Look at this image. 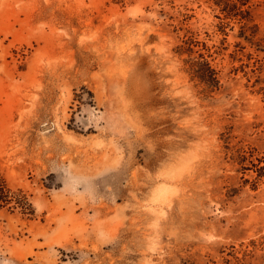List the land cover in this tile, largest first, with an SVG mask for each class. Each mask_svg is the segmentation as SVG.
<instances>
[{"label":"rangeland","instance_id":"1","mask_svg":"<svg viewBox=\"0 0 264 264\" xmlns=\"http://www.w3.org/2000/svg\"><path fill=\"white\" fill-rule=\"evenodd\" d=\"M0 0V264H264V0Z\"/></svg>","mask_w":264,"mask_h":264},{"label":"trees","instance_id":"2","mask_svg":"<svg viewBox=\"0 0 264 264\" xmlns=\"http://www.w3.org/2000/svg\"><path fill=\"white\" fill-rule=\"evenodd\" d=\"M245 1H246L245 3H247L248 1H251V0H245ZM0 187L3 188L1 182H0Z\"/></svg>","mask_w":264,"mask_h":264}]
</instances>
